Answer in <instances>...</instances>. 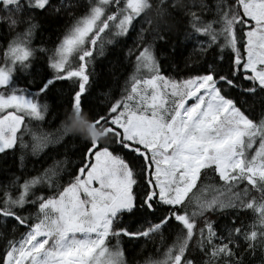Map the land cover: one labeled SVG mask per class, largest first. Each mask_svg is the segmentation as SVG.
Segmentation results:
<instances>
[{"label":"snow or ice","instance_id":"6c2138e0","mask_svg":"<svg viewBox=\"0 0 264 264\" xmlns=\"http://www.w3.org/2000/svg\"><path fill=\"white\" fill-rule=\"evenodd\" d=\"M106 52L131 71L86 103ZM10 155L0 264H129L125 239L158 241L143 264H264V0H0Z\"/></svg>","mask_w":264,"mask_h":264},{"label":"trees","instance_id":"16d2710c","mask_svg":"<svg viewBox=\"0 0 264 264\" xmlns=\"http://www.w3.org/2000/svg\"><path fill=\"white\" fill-rule=\"evenodd\" d=\"M68 17H64V20H67ZM63 27V23L60 25L53 26L52 28L43 32V43L49 47L52 46V42L57 39V35L61 31ZM37 41H40V37H37ZM129 44H131V40H129ZM95 69V83L93 84L91 95L87 97V102H95L97 99H103V93H110L116 96H119L120 87L124 83V79L131 71V66L128 61L125 60L123 63L120 62L118 57L111 53L106 52L104 57H97L93 65ZM24 78L21 77L19 83L23 86ZM60 90L58 89L56 93H53L49 98L48 102L51 106L52 111L54 112L61 101H66L68 98V89L65 88L63 90L62 95H58ZM260 110V105H256L257 113ZM58 124V121L51 119V114L49 118L43 122V127L45 129H52ZM82 134H86L83 133ZM78 139V138H77ZM72 137L66 138L65 142L57 147V153L60 155L67 154L72 156L73 153L78 152L79 144L71 143ZM46 153L55 155L52 153L51 149H46ZM52 160L50 155L42 154L39 157H28V170L31 171L33 166L36 168H42L51 164ZM16 160L11 155L6 159H0V179L4 178V175L9 173L11 170L16 168ZM213 193L208 192L206 195L211 196ZM217 220L222 221L224 217H216ZM240 221L244 224L250 223V214L240 216ZM2 243V242H0ZM158 241H149L147 243L144 242H135L128 243L125 239L123 242V246L126 252V258L129 264H143L144 260L154 255L156 244Z\"/></svg>","mask_w":264,"mask_h":264},{"label":"clouds","instance_id":"9594fccd","mask_svg":"<svg viewBox=\"0 0 264 264\" xmlns=\"http://www.w3.org/2000/svg\"><path fill=\"white\" fill-rule=\"evenodd\" d=\"M71 131V130H70ZM87 138V137H86ZM103 137L98 136V139H102Z\"/></svg>","mask_w":264,"mask_h":264}]
</instances>
